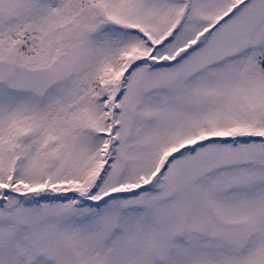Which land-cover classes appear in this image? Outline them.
<instances>
[{"label":"snow or ice","instance_id":"obj_1","mask_svg":"<svg viewBox=\"0 0 264 264\" xmlns=\"http://www.w3.org/2000/svg\"><path fill=\"white\" fill-rule=\"evenodd\" d=\"M0 264H264V0H0Z\"/></svg>","mask_w":264,"mask_h":264}]
</instances>
